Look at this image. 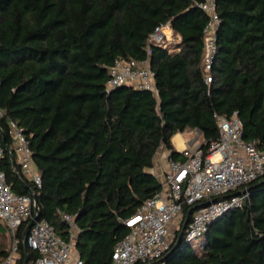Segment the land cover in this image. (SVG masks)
Returning <instances> with one entry per match:
<instances>
[{
    "label": "trees",
    "instance_id": "trees-1",
    "mask_svg": "<svg viewBox=\"0 0 264 264\" xmlns=\"http://www.w3.org/2000/svg\"><path fill=\"white\" fill-rule=\"evenodd\" d=\"M202 1L0 0V143L4 133L10 147L9 121L23 130L41 187L20 184L5 150L0 168L15 193H34L40 220L59 236L68 231L61 214L73 216V249L84 264H110L129 232L123 222L161 189L150 173L157 151L186 160L171 145L175 134L198 130L206 155L218 138L217 117L236 113L242 139L264 152V0H217L209 85ZM166 25L179 42L152 45L148 55L149 36ZM116 59L147 60L156 94L131 85L107 90ZM246 190L243 206L211 223L198 249L184 245L182 226L207 200L185 206L164 264H264V175ZM30 220L17 229V264ZM36 256L29 251V264Z\"/></svg>",
    "mask_w": 264,
    "mask_h": 264
},
{
    "label": "built area",
    "instance_id": "built-area-1",
    "mask_svg": "<svg viewBox=\"0 0 264 264\" xmlns=\"http://www.w3.org/2000/svg\"><path fill=\"white\" fill-rule=\"evenodd\" d=\"M198 7L208 18L203 28L201 64L204 83L209 85L212 82L210 71L217 50L216 33L220 22L217 0H203ZM167 26L156 27L149 36L146 47L148 55L152 45L165 44L167 34L164 29ZM108 76L107 90L131 85L156 94L154 73L147 60L116 59L108 68ZM217 121L218 138L210 144L206 155L200 149L201 142L192 148L198 140L196 137L191 140V147L180 152L186 157L185 161L168 160L167 169L159 181L161 189L123 222L129 232L115 245L110 264H164L162 259L174 238L171 227L181 220L185 206L200 205L207 200L206 205L191 213L185 228L184 245L201 238L211 223L227 212L242 207L247 201V184L264 175V152L259 151L254 142L242 139V125L236 113L229 118L217 117ZM6 135L14 162L23 177L19 175L39 189L41 177L35 169L23 130L9 121ZM3 150L0 143V158ZM36 205L30 195L17 194L11 189L5 172L0 168V245L1 232L8 238V246L0 255V264L18 263L17 229L22 222L33 217ZM61 215L68 225L67 238L59 236L55 227L44 220L30 227L25 241L28 248L37 254L30 264H84L73 249L77 232L74 218L64 213ZM179 225L180 221L176 230Z\"/></svg>",
    "mask_w": 264,
    "mask_h": 264
},
{
    "label": "crops",
    "instance_id": "crops-1",
    "mask_svg": "<svg viewBox=\"0 0 264 264\" xmlns=\"http://www.w3.org/2000/svg\"><path fill=\"white\" fill-rule=\"evenodd\" d=\"M164 32L166 34L172 33L174 37L177 38V42H179L180 37L173 34V31L169 26L165 27ZM176 42V43H177ZM176 48V47H175ZM178 49H170L169 51H177ZM194 130H187L185 132H189ZM184 133V132H183ZM183 133H177L171 138V145L174 150L178 153L182 152L184 149L191 147V140L193 139H185L183 138ZM169 151L161 148L157 151L156 155L153 158V167L150 169V173H152L159 181L162 179V176L167 169V162L169 160Z\"/></svg>",
    "mask_w": 264,
    "mask_h": 264
},
{
    "label": "water",
    "instance_id": "water-1",
    "mask_svg": "<svg viewBox=\"0 0 264 264\" xmlns=\"http://www.w3.org/2000/svg\"><path fill=\"white\" fill-rule=\"evenodd\" d=\"M1 138H2V144H3V147H4V150L5 152L8 154L9 158H10V161H11V165H12V169L14 170V173H15V177L16 179L20 182V184L25 187V188H28L26 182L24 181V179L19 175V173L16 171L15 169V162H14V158H13V155L11 154L10 152V149H9V146L7 144V141H6V136L4 135V133L1 134ZM29 195L33 198V200H35V195L34 193L29 190ZM206 205V204H204ZM200 206H196L194 207L193 209L189 210L187 215H186V218H185V222L182 226V232L185 230L186 228V224L188 222V218L190 216V214L197 208H199ZM40 220V215H39V210H38V207L37 205L34 207V215L33 217L31 218V220L28 222L27 226L25 227L24 229V232H23V242H22V245H23V253H24V259H23V262L22 264H29V251L30 249L28 248L27 244H26V236L28 234V231L30 229V227L37 221ZM181 241L180 237L178 238L177 242L179 243Z\"/></svg>",
    "mask_w": 264,
    "mask_h": 264
},
{
    "label": "rangeland",
    "instance_id": "rangeland-1",
    "mask_svg": "<svg viewBox=\"0 0 264 264\" xmlns=\"http://www.w3.org/2000/svg\"><path fill=\"white\" fill-rule=\"evenodd\" d=\"M165 45L164 46H166V47H170L171 45H173V44H175L176 42H177V38L176 37H174L173 35H172V33H168L167 34V37L165 38ZM173 47V46H172ZM199 133H198V131L196 132V131H189V132H184L183 133V138H185V139H190V138H198V140L194 143V145L192 146V148H194L195 146H197L200 142H201V137H200V135H198ZM199 136V137H198ZM180 221V219L179 220H177L176 221V225H174V226H172L171 227V234H172V236L174 235V233H175V231H176V229H177V223ZM1 238H2V248L3 249H6V247L8 246V238H7V235L4 233V232H1ZM201 241H202V239L201 238H199V239H197V240H194L193 242H191V244H190V246H191V248H193V249H198V247H199V245H200V243H201Z\"/></svg>",
    "mask_w": 264,
    "mask_h": 264
}]
</instances>
